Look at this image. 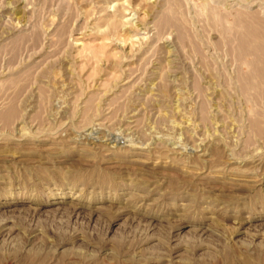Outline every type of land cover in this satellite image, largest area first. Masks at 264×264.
<instances>
[{
	"label": "rangeland",
	"instance_id": "rangeland-1",
	"mask_svg": "<svg viewBox=\"0 0 264 264\" xmlns=\"http://www.w3.org/2000/svg\"><path fill=\"white\" fill-rule=\"evenodd\" d=\"M0 264H264V0H0Z\"/></svg>",
	"mask_w": 264,
	"mask_h": 264
},
{
	"label": "bare ground",
	"instance_id": "bare-ground-1",
	"mask_svg": "<svg viewBox=\"0 0 264 264\" xmlns=\"http://www.w3.org/2000/svg\"><path fill=\"white\" fill-rule=\"evenodd\" d=\"M117 6H118V8L120 9V10H128V9H126L124 6V4L123 3H121V4H117ZM127 12V11H126ZM257 38V37H256Z\"/></svg>",
	"mask_w": 264,
	"mask_h": 264
}]
</instances>
